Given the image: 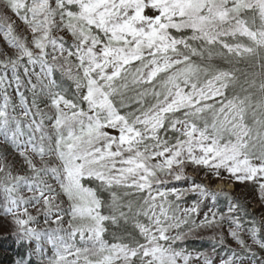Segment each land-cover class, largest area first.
Here are the masks:
<instances>
[{"label":"snow or ice","instance_id":"6c2138e0","mask_svg":"<svg viewBox=\"0 0 264 264\" xmlns=\"http://www.w3.org/2000/svg\"><path fill=\"white\" fill-rule=\"evenodd\" d=\"M0 216L12 264H264V0H0Z\"/></svg>","mask_w":264,"mask_h":264},{"label":"trees","instance_id":"16d2710c","mask_svg":"<svg viewBox=\"0 0 264 264\" xmlns=\"http://www.w3.org/2000/svg\"><path fill=\"white\" fill-rule=\"evenodd\" d=\"M202 173L203 172H201L198 176H195V179L197 182L204 183L205 177L204 176H202L203 178L200 177ZM217 181H220V180L210 181V185L213 187V185ZM224 181H228V180H224ZM177 186L184 187L186 185L178 184ZM234 195L237 198L241 199L242 204L247 203V208H248L250 215L254 216L256 219H259L262 206H261V202L259 201L255 193V190L252 188L251 185H248V186L236 185ZM195 199H196L195 196H189L184 206L191 205V203ZM205 204L208 207L213 206V202L210 199L205 201ZM256 204H257V207L255 208L254 206H256ZM227 207H228V200L224 197H220L215 202L214 210L227 213ZM203 210L207 211V207H205ZM0 223L7 224V218L0 216ZM212 234L213 233L210 230H202L198 232L197 234L198 237L200 238H189L185 242L184 247H186L189 251H193V252L199 251V252L211 253L212 248L215 246L216 253L214 255V259L216 261V264H219L221 259H226L230 255V252H229V249L226 247L214 245L213 242L208 239V237L211 236ZM226 243L231 248H235L237 251H240L238 245L234 241H232L230 237L226 240ZM24 251L25 249L20 244H18L16 241V238L13 235H11L10 226L4 229H0V264H12L13 260L17 258L19 255L23 254ZM244 262L250 263V261L247 259H245Z\"/></svg>","mask_w":264,"mask_h":264},{"label":"rangeland","instance_id":"374dc122","mask_svg":"<svg viewBox=\"0 0 264 264\" xmlns=\"http://www.w3.org/2000/svg\"><path fill=\"white\" fill-rule=\"evenodd\" d=\"M202 176H204V173H202L201 175H200V177L201 178H203ZM224 181V180H223ZM223 181L221 182V181H218V182H216L215 183V186H213L214 188V190H220V189H225V190H228V191H232L233 190V187H231L229 184H227V185H225V182L226 181H224V183H223ZM220 182V183H219ZM204 183L205 184H210V181L209 180H207V179H204ZM255 208L257 207V204H256V206H254ZM243 264H250V263H248V262H243Z\"/></svg>","mask_w":264,"mask_h":264}]
</instances>
